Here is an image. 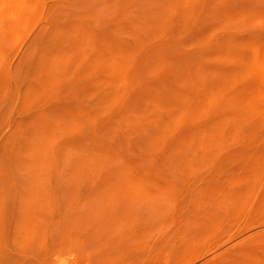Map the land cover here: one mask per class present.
<instances>
[{
  "label": "rangeland",
  "instance_id": "374dc122",
  "mask_svg": "<svg viewBox=\"0 0 264 264\" xmlns=\"http://www.w3.org/2000/svg\"><path fill=\"white\" fill-rule=\"evenodd\" d=\"M264 264V0H0V264Z\"/></svg>",
  "mask_w": 264,
  "mask_h": 264
},
{
  "label": "bare ground",
  "instance_id": "6f19581e",
  "mask_svg": "<svg viewBox=\"0 0 264 264\" xmlns=\"http://www.w3.org/2000/svg\"><path fill=\"white\" fill-rule=\"evenodd\" d=\"M195 255H193V256H191L190 258H187V259H185V261H187V262H184L183 263V261H182V264H190L191 262H192V260H194L195 259ZM191 258H194V259H191Z\"/></svg>",
  "mask_w": 264,
  "mask_h": 264
}]
</instances>
